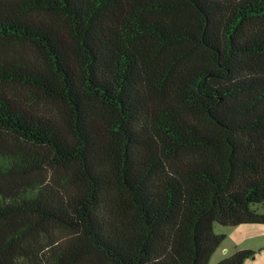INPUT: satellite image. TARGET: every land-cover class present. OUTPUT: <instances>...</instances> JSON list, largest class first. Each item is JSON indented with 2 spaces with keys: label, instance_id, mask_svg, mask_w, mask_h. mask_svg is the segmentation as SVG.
Returning a JSON list of instances; mask_svg holds the SVG:
<instances>
[{
  "label": "trees",
  "instance_id": "obj_1",
  "mask_svg": "<svg viewBox=\"0 0 264 264\" xmlns=\"http://www.w3.org/2000/svg\"><path fill=\"white\" fill-rule=\"evenodd\" d=\"M263 207L264 0H0V264H210Z\"/></svg>",
  "mask_w": 264,
  "mask_h": 264
},
{
  "label": "rangeland",
  "instance_id": "obj_2",
  "mask_svg": "<svg viewBox=\"0 0 264 264\" xmlns=\"http://www.w3.org/2000/svg\"><path fill=\"white\" fill-rule=\"evenodd\" d=\"M256 206L258 205L253 207L255 208ZM214 231L216 234H224L225 239L213 254L210 264H217L221 260L230 257L234 253L236 244L241 246L245 245V247H250V245H252L251 247H254L252 250L256 249L255 247H259L264 244V237H261V233L263 231L262 225L244 224L239 226H224L219 223H215ZM255 237L259 240V244L258 241L254 239ZM225 247L229 249L228 253L225 252ZM246 264H264V252L258 253L255 258H251L246 262Z\"/></svg>",
  "mask_w": 264,
  "mask_h": 264
},
{
  "label": "crops",
  "instance_id": "obj_3",
  "mask_svg": "<svg viewBox=\"0 0 264 264\" xmlns=\"http://www.w3.org/2000/svg\"><path fill=\"white\" fill-rule=\"evenodd\" d=\"M264 209V207L263 208H261V210H263ZM244 225V224H243ZM250 225H262V227H263V231H262V233H261V237H264V224H250ZM256 241H258V244H259V240L255 237L254 238ZM252 245H250V247H245V245L244 246H241V245H238V244H236L235 245V249H234V252L235 251H237V250H241L242 248H244V249H253L252 247H251ZM260 246H264V244L263 245H260ZM255 247L256 249H254V250H257V254L258 253H262V252H264L263 250H264V247ZM225 249V252H229V249L227 248V247H225L224 248Z\"/></svg>",
  "mask_w": 264,
  "mask_h": 264
}]
</instances>
